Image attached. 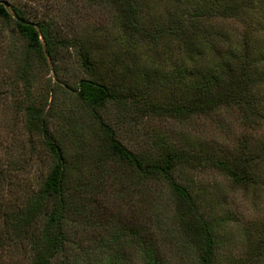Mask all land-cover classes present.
Returning a JSON list of instances; mask_svg holds the SVG:
<instances>
[{"label": "trees", "instance_id": "trees-1", "mask_svg": "<svg viewBox=\"0 0 264 264\" xmlns=\"http://www.w3.org/2000/svg\"><path fill=\"white\" fill-rule=\"evenodd\" d=\"M5 1L0 264H264L194 178L264 195V0Z\"/></svg>", "mask_w": 264, "mask_h": 264}, {"label": "rangeland", "instance_id": "rangeland-1", "mask_svg": "<svg viewBox=\"0 0 264 264\" xmlns=\"http://www.w3.org/2000/svg\"><path fill=\"white\" fill-rule=\"evenodd\" d=\"M42 76H47V74H42ZM12 111L7 107L0 106V153L3 152L4 145L8 142L12 131L10 128L12 127ZM206 124H199L197 128L200 131L202 136L205 137H213L218 140H222L228 142L234 135L238 133V129L236 124L233 122V118L229 116L226 121L223 123L222 127H218L215 123L213 124L211 120L204 121ZM13 129V128H12ZM135 137L132 133H124V140H127V144L133 143ZM21 175H25L24 172H21ZM29 176V174L27 175ZM200 178L199 181L196 180ZM195 182L197 186L203 188L207 195L210 197V201H213L216 204L224 203V208L232 211L237 217L242 221L244 219H249L253 217L264 219V195H254L250 192H240L236 189H233L229 183L222 178L220 175H217L214 172H203V173H194ZM161 199L164 203H166V207L170 206L167 199V192L163 188ZM219 204V205H220ZM217 206V205H216ZM168 210V209H167ZM230 237V235H229ZM235 239L240 240V237H233ZM227 249H230V253L237 252L238 245L235 242H232ZM165 254H167V248L164 250ZM228 253L226 250H223L221 255H226ZM168 259V264H175L170 257L166 255ZM182 264H188L187 261L182 262Z\"/></svg>", "mask_w": 264, "mask_h": 264}, {"label": "water", "instance_id": "water-1", "mask_svg": "<svg viewBox=\"0 0 264 264\" xmlns=\"http://www.w3.org/2000/svg\"><path fill=\"white\" fill-rule=\"evenodd\" d=\"M0 3H2L4 7H6V8L8 7L7 2L5 0H0ZM11 15H12V17H14L19 22L29 23V21H26V20L19 18L14 12H11Z\"/></svg>", "mask_w": 264, "mask_h": 264}]
</instances>
